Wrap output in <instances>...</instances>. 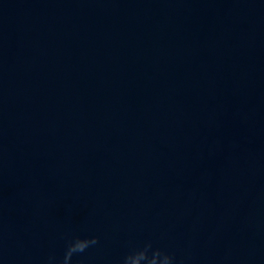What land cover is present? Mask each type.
I'll use <instances>...</instances> for the list:
<instances>
[{"label":"water","instance_id":"1","mask_svg":"<svg viewBox=\"0 0 264 264\" xmlns=\"http://www.w3.org/2000/svg\"><path fill=\"white\" fill-rule=\"evenodd\" d=\"M264 264V0H0V264Z\"/></svg>","mask_w":264,"mask_h":264},{"label":"clouds","instance_id":"2","mask_svg":"<svg viewBox=\"0 0 264 264\" xmlns=\"http://www.w3.org/2000/svg\"><path fill=\"white\" fill-rule=\"evenodd\" d=\"M99 244V237L75 236L67 240L62 258L50 255L46 264H73V257ZM119 264H176V257L167 250L154 247L152 241L131 247L119 261Z\"/></svg>","mask_w":264,"mask_h":264}]
</instances>
